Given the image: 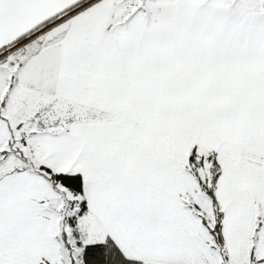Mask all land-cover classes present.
<instances>
[{"label":"snow or ice","instance_id":"snow-or-ice-1","mask_svg":"<svg viewBox=\"0 0 264 264\" xmlns=\"http://www.w3.org/2000/svg\"><path fill=\"white\" fill-rule=\"evenodd\" d=\"M0 264H264V0H0Z\"/></svg>","mask_w":264,"mask_h":264}]
</instances>
